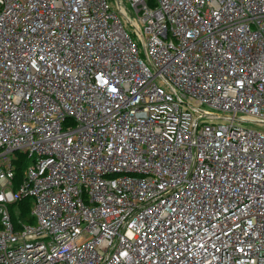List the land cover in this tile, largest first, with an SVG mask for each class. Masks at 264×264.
Listing matches in <instances>:
<instances>
[{"label": "built area", "instance_id": "2783aa9c", "mask_svg": "<svg viewBox=\"0 0 264 264\" xmlns=\"http://www.w3.org/2000/svg\"><path fill=\"white\" fill-rule=\"evenodd\" d=\"M0 264H264V0H0Z\"/></svg>", "mask_w": 264, "mask_h": 264}, {"label": "trees", "instance_id": "16d2710c", "mask_svg": "<svg viewBox=\"0 0 264 264\" xmlns=\"http://www.w3.org/2000/svg\"><path fill=\"white\" fill-rule=\"evenodd\" d=\"M26 166V158L20 154V159L16 163V183L19 186L24 174V168ZM33 207V199L29 196H23L14 205L12 210L14 213V219H21L24 221L34 222L31 210Z\"/></svg>", "mask_w": 264, "mask_h": 264}, {"label": "rangeland", "instance_id": "374dc122", "mask_svg": "<svg viewBox=\"0 0 264 264\" xmlns=\"http://www.w3.org/2000/svg\"><path fill=\"white\" fill-rule=\"evenodd\" d=\"M242 124L244 126H252V127H257V125L255 123H252V122H242Z\"/></svg>", "mask_w": 264, "mask_h": 264}]
</instances>
